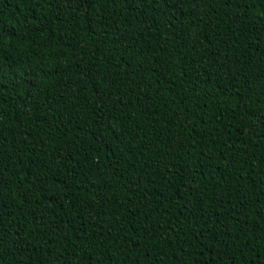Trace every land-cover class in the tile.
Masks as SVG:
<instances>
[{
  "label": "trees",
  "instance_id": "16d2710c",
  "mask_svg": "<svg viewBox=\"0 0 264 264\" xmlns=\"http://www.w3.org/2000/svg\"><path fill=\"white\" fill-rule=\"evenodd\" d=\"M0 264H264V0H0Z\"/></svg>",
  "mask_w": 264,
  "mask_h": 264
}]
</instances>
